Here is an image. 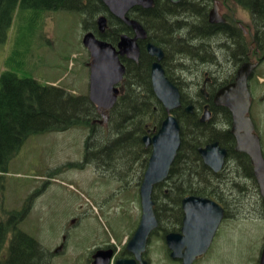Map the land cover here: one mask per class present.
Returning <instances> with one entry per match:
<instances>
[{
	"label": "trees",
	"instance_id": "trees-1",
	"mask_svg": "<svg viewBox=\"0 0 264 264\" xmlns=\"http://www.w3.org/2000/svg\"><path fill=\"white\" fill-rule=\"evenodd\" d=\"M212 1L182 0L178 4H171L168 0H154L151 9L137 8L130 12V17L144 26L148 41L161 47L165 58H170V63L178 55L189 58L194 56L195 51L189 44L194 38L206 37L204 32L207 30L214 31L213 37L220 35L219 27L210 25L207 20ZM231 1L249 13L256 31L255 36L259 32V39L254 38L255 44L253 37L250 42L262 54L264 0ZM18 7L39 12H77L84 16L83 27L89 30H95L96 16L106 12L100 0H0V43L6 40ZM107 23L108 28L101 38L111 44H116L121 33L130 31L110 15ZM144 45V42L140 43L141 54L137 63L123 60L126 73L122 93L107 113L105 124L96 121L100 118V112L86 94L73 95L58 86L39 83L30 77H18L10 71H4L0 75V198L5 187L4 174L9 161L30 135L63 132L79 126L87 131L81 163L83 167L90 164L96 171L112 176L119 183L127 182V177L135 174L142 176L150 149L144 147L141 138L147 131L158 129L165 117L164 110L151 89V58L146 54ZM237 50L242 52V56H230L234 65L247 60V45L241 34L234 38L229 53L233 55ZM208 56H212V53ZM210 61L214 62L212 57ZM165 73L177 84L167 70ZM233 78L234 73L224 75L220 82L215 81L220 87ZM177 86L182 104L188 103L180 85ZM214 112L219 117L214 124L211 121L201 123L196 110L192 114H186L182 110L175 112L181 124V144L166 182L153 190L156 215L161 212H177L179 201L189 195L224 202L227 195L223 186H232L237 190L240 188L236 177L244 178L256 188L249 158L233 151V137L227 129L220 127L230 122L229 112L224 108H215ZM212 142H218L229 153L228 163L226 162L228 166H224L218 173H213L206 167L197 152L199 147ZM137 167L142 169L141 172L136 170ZM165 187L167 191H164ZM240 190L243 191L241 188ZM162 198H169L171 201L164 203ZM23 209L8 211L3 208L0 199V264H50L51 254L19 228L20 221L29 210L27 205ZM261 213L264 215L263 201Z\"/></svg>",
	"mask_w": 264,
	"mask_h": 264
},
{
	"label": "rangeland",
	"instance_id": "rangeland-1",
	"mask_svg": "<svg viewBox=\"0 0 264 264\" xmlns=\"http://www.w3.org/2000/svg\"><path fill=\"white\" fill-rule=\"evenodd\" d=\"M217 1L222 5L219 6L220 12L228 16L229 21L240 22L244 30L253 35L255 28L246 11L235 6L231 0ZM83 17L77 12H39L18 7L6 40L0 43V75L10 71L18 77H30L76 95L86 94L89 53L81 41L86 32ZM222 41L214 40L217 43ZM244 41L249 51L252 43L248 34L244 35ZM195 45L198 47L200 44ZM221 49L216 48V54L212 56H208L212 52L207 50L203 53L207 56H199L196 61L189 56L178 55L169 63L171 76L179 82L186 100H191L194 105L203 101V97L198 95L203 72H211L213 80L218 82L223 80L224 75L235 72L237 66H234L230 56L222 55ZM201 52L198 50V53ZM211 57L214 62L210 61ZM249 57L254 61L253 53ZM250 88L254 99L249 116L264 157V61L250 81ZM218 118L215 114L211 122L216 123ZM220 127L225 129L229 126ZM86 135L83 126L63 132L30 135L9 161L4 174L5 187L0 198L3 208L22 211L27 205L29 210L20 221L19 228L52 253L50 264H85L97 240L120 246L127 230L134 228L139 218L141 176L135 174V177H127V183H119L112 176L96 171L90 164L83 167ZM136 170L141 172L142 169L137 167ZM236 180L243 191L232 186L223 188L227 196L239 199L236 205L239 219L235 224H222L217 235L218 244L215 245L216 239L204 262L199 264L258 263L264 246V215L261 213L260 196L258 189L244 178L236 177ZM167 190L165 187L164 191ZM73 221H80L71 228L72 236L78 238L55 253L64 226L69 222L70 226ZM73 243L76 246H72ZM158 253V245L152 243L149 248L151 264H158Z\"/></svg>",
	"mask_w": 264,
	"mask_h": 264
},
{
	"label": "water",
	"instance_id": "water-1",
	"mask_svg": "<svg viewBox=\"0 0 264 264\" xmlns=\"http://www.w3.org/2000/svg\"><path fill=\"white\" fill-rule=\"evenodd\" d=\"M100 1L111 15L130 27L134 34L132 37L121 35L116 47L97 38L92 32H87L82 38V44L90 56L88 98L97 109L102 111L105 121L106 112L114 106L120 93V89L116 86L122 82L125 74V66L119 58L126 57L137 62L140 56L138 41L147 39V33L142 25L130 19L127 13L137 6L150 9L153 7V0ZM170 2L176 4L179 0H170ZM208 20L214 24L224 22L216 2L209 11ZM96 25L98 33L103 34L107 28V18L103 15L99 16ZM145 49L149 56L155 58L150 68L151 88L156 99L163 106L166 117L155 134L145 135L142 138L143 144L151 148V153L139 187L140 221L128 244L130 250L137 251L145 248L148 235L157 226L152 200L153 188L167 179L170 166L181 144L180 125L173 114V111L181 107L179 90L165 76L161 65L163 51L152 43H147ZM256 65L257 63L250 62L241 64L234 80L216 91L213 103L230 112V133L235 139L234 149L249 157L259 194L264 199V157L260 139L254 133V125L248 116L251 99L247 81ZM184 111L191 113L192 105L184 107ZM209 118L210 113L205 106L200 122H207ZM198 154L202 163L217 173L224 165L227 150L220 147L218 142H212L199 147ZM181 205L185 215L183 237L177 238L176 235L170 234L168 247L172 251V257L182 259L183 264H191L196 257L206 253L222 218V208L215 201L198 196L183 198ZM258 264H264V246Z\"/></svg>",
	"mask_w": 264,
	"mask_h": 264
},
{
	"label": "flooded vegetation",
	"instance_id": "flooded-vegetation-1",
	"mask_svg": "<svg viewBox=\"0 0 264 264\" xmlns=\"http://www.w3.org/2000/svg\"><path fill=\"white\" fill-rule=\"evenodd\" d=\"M181 1L182 0H179V3ZM215 1L219 4L220 7H222L221 3L217 0H213L212 3ZM221 15L224 18V22H222V23L212 24L208 21L210 23V25H217L219 27V29L221 31L220 35L213 37L214 31L209 29L206 32H204L206 34V37H199L196 39L194 38V40L191 41V44H189L192 49H197V52L193 53L194 56H191V59H193V61H196L199 56H207V55H203V53H206L207 50L212 52V54L213 53L216 54V52H215L216 48H218V49L224 48V49H221L223 51V54H222L223 56H242V55H240V53H242V52L239 50H237L236 53H233V55L230 54L228 51L229 46L232 45L234 38H236V36L238 34H241L243 37H244V35L248 34V36L251 39L253 37V43L254 44H255L254 38L259 39V32L256 36H255L256 31L253 32V35L251 37L250 33L246 32L244 30V28L240 22L229 21L228 16H225L222 13H221ZM222 27H224V28H222ZM229 30H230V32H229ZM219 38H221V39H219ZM214 40H223V41L221 43H217V42H214ZM204 42H206V44ZM146 43H147V41L144 42V44H146ZM197 43L200 44L198 47L195 45ZM228 44H229V46H228ZM198 50H201L202 52L198 53ZM249 51L251 53H253V55L256 59V60L254 59V62L258 63V65H257V68H258V66L264 61V53H262L260 55V51H258V49L256 48V45H251L249 48ZM249 51L246 53L245 58H247L248 62H253V60H251L249 57V55L251 54ZM150 58H151V62H150V65H151L153 63V61L155 60V58H152V57H150ZM169 60H170V58L166 59L164 57L161 61V65L164 69H167L169 74L172 75V73L170 72V68H169V66L171 67V65H169ZM202 66L205 67V65H203V64H202ZM257 68L255 69V71H253L252 75H250V77H249L250 78L248 81L249 89H251L250 88V81L255 77V72H256ZM211 74L212 73L209 71L203 72V80L199 86L198 91L205 94V97H204L205 101H200L199 102L200 106L203 109V107L205 105H207V109L210 112V117L212 118L215 115L214 114L215 106L213 105V101H212L213 95L219 89V87H218V82L213 80V78L211 77ZM202 86L204 89H203V91H200L202 89ZM250 93H251V104H252L253 99H254V95H253L254 93L251 90H250ZM193 107H195V106L193 105ZM229 125H230V123H229ZM254 132H256L255 126H254ZM234 146H235V141L233 139V151L235 152ZM235 153H237V152H235ZM228 154L229 153L227 151V157H226L225 162H227L229 159ZM224 166L227 167L228 165L225 164ZM182 200L183 199H181L179 201V207L177 208V212H175V213L161 212V213L156 215L157 226L148 235L147 241H146V246L142 250L137 251V250H130L128 248V244H129L135 230L138 227L139 219H140V215H139V218L135 223L136 226L130 230H127L126 235H124L122 240H121L120 246L115 247L114 244L110 243V241L108 242L106 240H97L95 242L96 244L93 246V249L89 253V256L87 258V262L85 264H142V262H145V264H151V258L149 257V248H150L152 243H155L158 245V250L160 252L157 255L158 256V260H157L158 264H183L182 259H180L178 257H172V255H171L172 251L168 247V236L170 234L176 235L177 238L179 236L183 237L182 229L184 226V216L185 215H184L182 205H181ZM238 200H239L238 198H235L232 196L224 197V202L219 201V200H214L222 208V218H221L220 223H219V225H218V227H217V229H216V231L212 237L211 243H210L206 253H204L201 256L196 257L192 261L191 264H199V263L204 262L205 256L207 255L209 250H211L212 247L214 246V243L217 239L219 228L222 226L223 223L231 222V223L235 224L237 222V220L239 219V208L236 206L238 203ZM162 201L165 203L166 201H168V202L171 201V199L162 198ZM166 207H168V205H166ZM77 223L79 224L80 221H77V222L73 221L70 226H69V224H70V222H69L64 226L63 231H62V235H61V240H60L58 247H61V249H64V248H66V246L69 245V242L72 239L75 240L78 238L76 235L72 236L73 230L71 229L72 225H75ZM217 244H218V239H217V242L215 245H217ZM73 245L76 246V243H73L72 246ZM222 246L220 247V251H222ZM108 255H109V257H108ZM221 261H223V259Z\"/></svg>",
	"mask_w": 264,
	"mask_h": 264
},
{
	"label": "bare ground",
	"instance_id": "bare-ground-1",
	"mask_svg": "<svg viewBox=\"0 0 264 264\" xmlns=\"http://www.w3.org/2000/svg\"><path fill=\"white\" fill-rule=\"evenodd\" d=\"M201 5V4H200ZM204 7V6H203ZM196 8V7H195Z\"/></svg>",
	"mask_w": 264,
	"mask_h": 264
}]
</instances>
